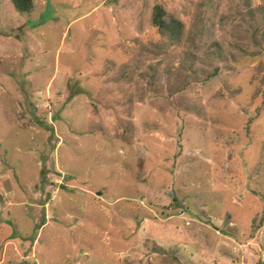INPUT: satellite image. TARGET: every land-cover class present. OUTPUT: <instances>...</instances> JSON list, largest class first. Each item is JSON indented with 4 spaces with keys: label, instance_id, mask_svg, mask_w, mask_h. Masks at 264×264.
Segmentation results:
<instances>
[{
    "label": "rangeland",
    "instance_id": "1",
    "mask_svg": "<svg viewBox=\"0 0 264 264\" xmlns=\"http://www.w3.org/2000/svg\"><path fill=\"white\" fill-rule=\"evenodd\" d=\"M33 4L0 0V264H264V0Z\"/></svg>",
    "mask_w": 264,
    "mask_h": 264
},
{
    "label": "trees",
    "instance_id": "2",
    "mask_svg": "<svg viewBox=\"0 0 264 264\" xmlns=\"http://www.w3.org/2000/svg\"><path fill=\"white\" fill-rule=\"evenodd\" d=\"M19 13L29 12L33 10V0H9ZM150 22L153 26L166 32L171 40H179L182 31V22L174 16L168 14L163 6L159 3L155 4L151 11ZM52 131L48 137H51Z\"/></svg>",
    "mask_w": 264,
    "mask_h": 264
}]
</instances>
